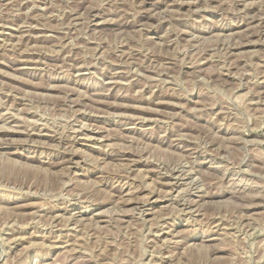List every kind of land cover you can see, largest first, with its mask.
<instances>
[{"label":"rangeland","instance_id":"rangeland-1","mask_svg":"<svg viewBox=\"0 0 264 264\" xmlns=\"http://www.w3.org/2000/svg\"><path fill=\"white\" fill-rule=\"evenodd\" d=\"M0 264H264V0H0Z\"/></svg>","mask_w":264,"mask_h":264},{"label":"bare ground","instance_id":"bare-ground-1","mask_svg":"<svg viewBox=\"0 0 264 264\" xmlns=\"http://www.w3.org/2000/svg\"><path fill=\"white\" fill-rule=\"evenodd\" d=\"M189 2V1H188ZM187 4V3H186ZM235 27V26H234ZM180 189V188H179Z\"/></svg>","mask_w":264,"mask_h":264}]
</instances>
